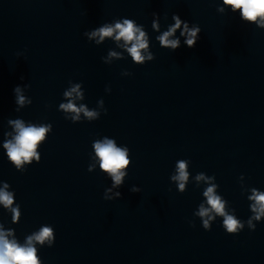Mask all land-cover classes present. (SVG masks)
<instances>
[{
  "label": "clouds",
  "instance_id": "clouds-1",
  "mask_svg": "<svg viewBox=\"0 0 264 264\" xmlns=\"http://www.w3.org/2000/svg\"><path fill=\"white\" fill-rule=\"evenodd\" d=\"M223 3L231 7L234 11L240 10V15L243 19L256 22L258 19L262 22L261 27H264V0H223ZM222 10V9H221ZM154 16L158 15L153 13ZM172 19L175 23L169 26L167 31H164L162 35L158 36L157 39L160 45L164 48L170 49L171 51L177 50L180 45L179 39H169L177 29H180L183 25V30L181 35H186L187 38L184 44L188 48L195 47L201 28L199 26H194L189 28V22L182 20L178 14H173ZM153 27H157L155 21L152 24ZM143 25L137 26V24L131 19H123L122 22L117 21L114 25L105 24L94 30L90 34V38L99 36L100 40L106 37H113L116 41H123L127 47V51L132 57V59L140 64L143 62L145 57L142 55V50L148 48V38L145 31L142 30ZM99 43V41H97ZM111 56L117 55V53H110ZM148 59H152L149 55ZM24 77H21L23 80ZM79 85L73 87L71 91L66 92L65 95L71 97L73 93H78ZM17 94L20 92V88L17 85L14 89ZM17 103L23 104L24 97L18 95ZM61 107L66 111L76 112L77 114L81 111L87 117H94L97 114L92 111H87L83 106L79 109L69 101L67 104H62ZM73 119H78V115L73 117ZM15 129V136L11 140H6L3 147L6 149L7 158L19 169L22 164L30 163L33 158L39 162V155L36 151L38 144L44 140L49 127L46 126H25L22 120H10ZM94 149L96 156L100 160V168L109 173L114 181V185H120L122 179L125 176V169L130 161L128 159V150L126 148H120L116 146L114 140L104 139L103 142L97 141L94 143ZM178 175L173 176L172 179L180 181L179 188L182 191L185 187V181L188 179V173L186 171V163L180 161L177 165ZM197 179H204L203 175L198 176ZM8 185H4V189H0V204L5 208H11L13 205V195L6 191ZM110 191V189H109ZM140 191L135 186L130 189V192L136 193ZM117 196H121L120 192L116 193ZM204 196L207 197V204L209 207L205 208L201 205L199 212L197 213L201 218L208 217V219L203 220V225L205 229L209 228V219H212L209 215L210 212H215L217 215L224 217V227L229 232H235L243 225L238 221L233 215H229L224 211V202L221 198L215 194V186H209L204 192ZM250 199L255 201L252 205V211L256 213L254 216L255 220H260L261 216H264V193H259L253 190V195ZM13 220L19 218V211L17 208H12ZM249 226L252 225L251 220H249ZM11 233H6L0 230V264H39V259L36 255V248L33 245V241L43 244L46 239L50 238L52 235V230L49 227H43L39 233L27 237L26 243L21 245L17 243L15 239L10 240L8 236Z\"/></svg>",
  "mask_w": 264,
  "mask_h": 264
}]
</instances>
